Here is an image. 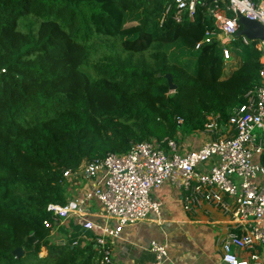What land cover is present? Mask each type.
<instances>
[{"label":"trees","instance_id":"1","mask_svg":"<svg viewBox=\"0 0 264 264\" xmlns=\"http://www.w3.org/2000/svg\"><path fill=\"white\" fill-rule=\"evenodd\" d=\"M213 1L177 21L174 0H0V264H102L92 232L74 244L79 219L54 238L47 207L71 196L64 172L133 143L179 141L212 113L227 120L261 83L255 43L219 77L218 42L196 49L217 31Z\"/></svg>","mask_w":264,"mask_h":264},{"label":"built area","instance_id":"2","mask_svg":"<svg viewBox=\"0 0 264 264\" xmlns=\"http://www.w3.org/2000/svg\"><path fill=\"white\" fill-rule=\"evenodd\" d=\"M210 8L217 31L207 32L197 44L220 42L225 61L233 50L225 43H255L262 53V81L245 94L227 120L219 113L208 117L205 129L189 141L166 138L133 143L126 153H110L64 172L71 196L64 205L50 203L47 210L57 227L68 220L81 221V237L99 249L101 263H114L112 245L126 226L161 216L163 203L153 191L170 181L183 194V209L195 214L211 205L229 217L232 229L220 239L224 264H264V40L237 33L240 16L264 26V0H214ZM204 0H174L175 19L187 11L194 18ZM169 10V8H168ZM180 136V134H179ZM202 136L194 146L195 137ZM100 206V211L96 210ZM152 264H166L169 246L151 240Z\"/></svg>","mask_w":264,"mask_h":264},{"label":"crops","instance_id":"3","mask_svg":"<svg viewBox=\"0 0 264 264\" xmlns=\"http://www.w3.org/2000/svg\"><path fill=\"white\" fill-rule=\"evenodd\" d=\"M201 142L195 137L194 146ZM160 200L161 216L151 214L146 220L126 226L112 245L114 264H152L154 254L151 240L169 246L166 264H224L219 239L232 229L230 219L211 205H204L197 213L183 209V194L167 181L153 191ZM100 211V206L96 205Z\"/></svg>","mask_w":264,"mask_h":264},{"label":"rangeland","instance_id":"4","mask_svg":"<svg viewBox=\"0 0 264 264\" xmlns=\"http://www.w3.org/2000/svg\"><path fill=\"white\" fill-rule=\"evenodd\" d=\"M226 46H229L232 48V50L234 52H236V55L240 58L241 57V53L238 50V47H240V40L237 42H231V43H225ZM243 47V45H242ZM218 48H221V43L218 42ZM198 56V52H194L191 54V58H196ZM236 57V56H235ZM241 59V58H240ZM215 75L217 77L223 75V74H228L229 72H231L234 68L233 62L231 60L225 61L223 59V57L221 55H219V57L215 60ZM195 133H191V134H187L184 135L182 132H180V142L183 141H189L194 137ZM199 138H202V136H199ZM63 235V232L56 231L54 238L56 240H58V242H65V239L63 237H61ZM47 254V249L45 247L42 248L41 252H40V256H44Z\"/></svg>","mask_w":264,"mask_h":264},{"label":"water","instance_id":"5","mask_svg":"<svg viewBox=\"0 0 264 264\" xmlns=\"http://www.w3.org/2000/svg\"><path fill=\"white\" fill-rule=\"evenodd\" d=\"M239 23L241 25V28L237 33L238 36L244 35L251 40H258V39L264 40V26L260 22L250 20L244 16H240ZM166 77L168 79L170 89L174 90L176 86L173 84L172 76L168 74L166 75ZM12 254L16 257H21L24 255V251L22 248L17 247L16 249H14ZM110 264H114V263H110Z\"/></svg>","mask_w":264,"mask_h":264}]
</instances>
